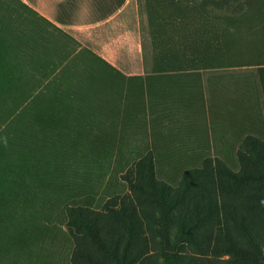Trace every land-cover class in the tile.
<instances>
[{
	"label": "rangeland",
	"instance_id": "374dc122",
	"mask_svg": "<svg viewBox=\"0 0 264 264\" xmlns=\"http://www.w3.org/2000/svg\"><path fill=\"white\" fill-rule=\"evenodd\" d=\"M197 1L138 0L146 71L127 77L20 0H0V177L9 172L21 180L33 179L21 192L62 194L68 188L39 185L34 175L94 176L99 161L107 159L91 153L92 145L59 140L56 133L62 129L70 134L81 125V114L93 115L101 108L112 110L119 127L124 120L128 123L127 139H115L126 153L117 155L121 162L128 160L130 148L154 143L143 132L146 128L160 130L158 144H178L164 132L171 126L165 118L167 99H175L174 109L195 113L197 135L178 140L187 143L185 149L158 157L159 176H180L196 161L201 166L206 156L239 169L244 154L264 151V0H204L203 12ZM165 71L185 76L191 92L180 94L179 86L177 94H153L157 73ZM155 96H160L161 118L151 116ZM21 144L43 148L44 154L35 157L36 171L22 162ZM119 164L113 167L121 169ZM205 168L201 176L212 175ZM241 190L235 206L264 236V206L253 199L249 181ZM234 191L227 187V196ZM210 242L205 237L203 243ZM226 257L208 254L197 264H225ZM56 262L64 264V259Z\"/></svg>",
	"mask_w": 264,
	"mask_h": 264
},
{
	"label": "trees",
	"instance_id": "16d2710c",
	"mask_svg": "<svg viewBox=\"0 0 264 264\" xmlns=\"http://www.w3.org/2000/svg\"><path fill=\"white\" fill-rule=\"evenodd\" d=\"M203 1H197L201 12L205 8ZM222 9L223 6L220 12ZM176 73H157L152 93L177 94L179 86L180 94L191 92L185 76L176 77ZM159 97L155 96L156 107L151 113L156 118H161L162 112L157 108ZM185 102L182 100L181 104ZM175 103V99H167L169 113L165 118L171 126L165 127L164 132L170 142L178 144H158L160 130L142 129L153 137L154 143L142 149L130 148L124 162L117 157L124 148H117L115 139H127L124 132L129 131L128 123L124 120V127L116 125L118 119L110 109L81 114V125L69 130L70 134L59 130V140L80 139L92 145L91 153L101 155L95 159H107L105 163L99 161L94 176L82 180L34 175L39 185L68 188L62 194L21 192V187L34 184L33 179L21 180L18 175L3 172L0 264H57L59 259H64V264H197L208 254L227 255L225 264H264V236L235 206L241 187L248 181L253 199L264 206V151L244 154L239 169L214 163L206 156L201 166L196 161L182 169L180 176H159L158 157L171 155L175 148L185 149V142L178 140H192L197 135L195 113L176 110ZM19 147L22 162L36 171L39 162L35 157L44 154L43 148L37 151L38 147ZM116 162L123 165L121 169L113 167ZM109 167L112 173L106 177ZM205 167L212 169V175L201 176ZM227 187L235 189L234 195L227 196ZM50 231L52 234H47ZM205 237L210 238L209 244L203 243Z\"/></svg>",
	"mask_w": 264,
	"mask_h": 264
},
{
	"label": "crops",
	"instance_id": "0c3cea01",
	"mask_svg": "<svg viewBox=\"0 0 264 264\" xmlns=\"http://www.w3.org/2000/svg\"><path fill=\"white\" fill-rule=\"evenodd\" d=\"M20 1L124 75H144L145 49L138 0Z\"/></svg>",
	"mask_w": 264,
	"mask_h": 264
}]
</instances>
